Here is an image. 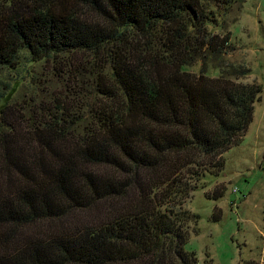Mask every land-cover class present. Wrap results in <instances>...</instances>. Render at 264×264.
I'll use <instances>...</instances> for the list:
<instances>
[{
	"label": "trees",
	"instance_id": "1",
	"mask_svg": "<svg viewBox=\"0 0 264 264\" xmlns=\"http://www.w3.org/2000/svg\"><path fill=\"white\" fill-rule=\"evenodd\" d=\"M217 1L3 0L0 75L52 58L60 92L15 117L0 94V264H198L186 201L263 90Z\"/></svg>",
	"mask_w": 264,
	"mask_h": 264
},
{
	"label": "rangeland",
	"instance_id": "2",
	"mask_svg": "<svg viewBox=\"0 0 264 264\" xmlns=\"http://www.w3.org/2000/svg\"><path fill=\"white\" fill-rule=\"evenodd\" d=\"M215 11L232 32L233 50L226 55L227 60L249 69L236 83L259 85L263 90L249 128L239 144L225 153L223 168H214L186 201L185 208L198 216L188 223V247L196 252L198 264H203L208 255L215 264H243L245 259L264 264V0H237L228 12L217 1ZM84 57L77 53L73 59L83 63ZM53 60L36 62L24 52L19 63L2 71L0 94L15 109L11 116L24 115L29 102L44 101L46 106L48 92L59 94ZM189 69L199 72L200 66ZM209 74L218 76L220 71L210 66ZM235 187L237 192L233 191Z\"/></svg>",
	"mask_w": 264,
	"mask_h": 264
},
{
	"label": "built area",
	"instance_id": "3",
	"mask_svg": "<svg viewBox=\"0 0 264 264\" xmlns=\"http://www.w3.org/2000/svg\"><path fill=\"white\" fill-rule=\"evenodd\" d=\"M233 191H234V192H237V191H238V188H237V187H235V188L233 189Z\"/></svg>",
	"mask_w": 264,
	"mask_h": 264
}]
</instances>
